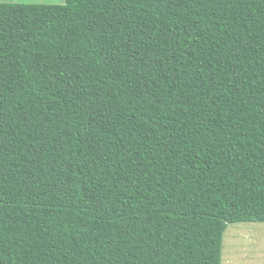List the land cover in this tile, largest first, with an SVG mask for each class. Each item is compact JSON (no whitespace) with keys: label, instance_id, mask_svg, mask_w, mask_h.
I'll return each instance as SVG.
<instances>
[{"label":"trees","instance_id":"trees-1","mask_svg":"<svg viewBox=\"0 0 264 264\" xmlns=\"http://www.w3.org/2000/svg\"><path fill=\"white\" fill-rule=\"evenodd\" d=\"M264 223V0L0 1V264H222Z\"/></svg>","mask_w":264,"mask_h":264},{"label":"rangeland","instance_id":"rangeland-1","mask_svg":"<svg viewBox=\"0 0 264 264\" xmlns=\"http://www.w3.org/2000/svg\"><path fill=\"white\" fill-rule=\"evenodd\" d=\"M60 4L64 0H8ZM222 264H264V223H230L223 233Z\"/></svg>","mask_w":264,"mask_h":264},{"label":"crops","instance_id":"crops-1","mask_svg":"<svg viewBox=\"0 0 264 264\" xmlns=\"http://www.w3.org/2000/svg\"><path fill=\"white\" fill-rule=\"evenodd\" d=\"M0 1L9 2L8 0H0Z\"/></svg>","mask_w":264,"mask_h":264}]
</instances>
